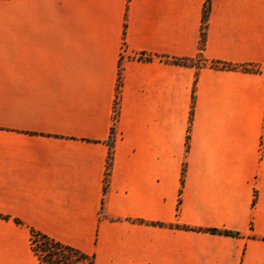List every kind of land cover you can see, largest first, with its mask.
Wrapping results in <instances>:
<instances>
[{
    "label": "crops",
    "instance_id": "crops-1",
    "mask_svg": "<svg viewBox=\"0 0 264 264\" xmlns=\"http://www.w3.org/2000/svg\"><path fill=\"white\" fill-rule=\"evenodd\" d=\"M204 3L0 0V264H40L31 229L93 264H264V0H210L198 61Z\"/></svg>",
    "mask_w": 264,
    "mask_h": 264
},
{
    "label": "trees",
    "instance_id": "trees-1",
    "mask_svg": "<svg viewBox=\"0 0 264 264\" xmlns=\"http://www.w3.org/2000/svg\"><path fill=\"white\" fill-rule=\"evenodd\" d=\"M209 7H210V0H205L204 7H203V13H202V25H201L200 41H199L200 52H199V55L197 56L198 61H205L201 54V51L203 49L204 42H205L206 20H207V15L209 12ZM165 61L178 64V65L193 66L196 64L193 60H190V59H168L166 58ZM208 65L211 68L221 69V70H240L243 72H252V73H256L260 71L259 68L255 66L231 65V64L221 63L218 61H210ZM119 79H120V71H119V76H118L117 88L119 86ZM193 100L194 99L192 96L190 112H189V119H191V115H192ZM113 112H114L113 120H115L118 115V102L116 99H115L114 106H113ZM112 135H113V128H111V136L108 142L109 154H108L106 171H105V182H104L103 191H105L106 179L109 175L111 151H112V146H113V141L111 139ZM185 145L187 148L188 136H186ZM183 173H184V167L182 170L181 184L183 183ZM15 223L21 224V221L15 220ZM181 228L186 229V230L190 229L188 227H181ZM207 231L213 234H225V235L238 236L237 233L222 232L216 229H210ZM30 247H31L33 254L38 259L40 264H93L92 256L86 255L83 252L79 251L78 249L64 245L58 241H55L54 239L40 232H37L33 229L30 230Z\"/></svg>",
    "mask_w": 264,
    "mask_h": 264
}]
</instances>
